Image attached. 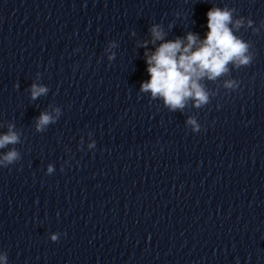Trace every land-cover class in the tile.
Wrapping results in <instances>:
<instances>
[{"label": "clouds", "instance_id": "1", "mask_svg": "<svg viewBox=\"0 0 264 264\" xmlns=\"http://www.w3.org/2000/svg\"><path fill=\"white\" fill-rule=\"evenodd\" d=\"M237 10L230 7L213 6L207 13V29L205 38L188 32L184 39L165 41L167 35L161 24H152L148 31L150 39L143 41L139 46L147 49L148 44L157 45L154 51H145L147 73L150 79L140 84L141 93H150L152 100L161 99L169 111H183L189 100L195 108L206 106L210 102V94L202 83L205 79L216 81L229 74V65L239 69L252 63L253 53L251 44L236 35L241 28H251L258 33L264 28L254 27L251 19L236 14ZM135 35V32L132 33ZM186 40V42H185ZM115 41L109 43V48H116ZM109 61L115 59V53L108 56ZM18 87V85H17ZM224 87L236 90L239 83L236 80H227ZM31 100H36L49 91L43 84L32 83L28 89ZM62 115L60 108H53L52 112H42L35 121V130L44 132L51 124H55ZM193 132L200 131V124L196 118L189 117L186 121ZM5 127V125H0ZM7 131L0 133V149L8 148L7 152L0 153V167L8 168L21 159V154L15 145L21 143V132L16 130L13 123L6 124ZM12 146V147H9ZM95 147V141L89 145ZM54 171L51 164L47 173ZM60 233L52 234L50 239L57 241ZM0 264H8L6 252H0Z\"/></svg>", "mask_w": 264, "mask_h": 264}]
</instances>
